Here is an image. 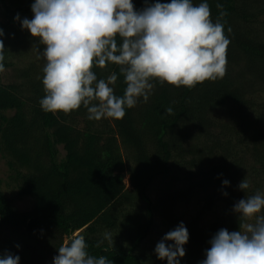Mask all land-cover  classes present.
<instances>
[{"label":"trees","instance_id":"trees-1","mask_svg":"<svg viewBox=\"0 0 264 264\" xmlns=\"http://www.w3.org/2000/svg\"><path fill=\"white\" fill-rule=\"evenodd\" d=\"M33 2L0 0L4 6L0 28L6 34L0 38L5 48L3 63L5 69H14L16 78L4 83L0 72V152L13 171L17 196L33 201L32 208L19 211L0 178V241L30 232L56 240L59 248L80 231L89 254L105 256L110 264H167V260L156 262L143 248L154 225L148 191L159 177L177 175L187 182L185 191L205 195L207 190L215 193L224 179L239 185L247 178L250 186L246 192L238 187L239 199L260 193L264 182V0H208L213 21L220 18L230 40L222 79L191 89L154 80L146 103L140 98L136 106L126 109L123 119L99 121L89 120L83 106L68 114L41 109L44 47L37 39L28 42L30 32L14 19L17 13L31 19ZM218 2L223 8H217ZM133 3L137 10L145 7V0ZM11 33L19 37L13 53L25 56L36 51L24 66L16 65L6 48ZM26 42L33 43L32 49ZM93 70L104 79L116 72L114 92L123 95L119 66ZM228 106L238 108L243 117L236 118L230 128L212 117L215 109ZM168 107L172 114H165ZM60 145L66 152L63 157ZM126 174L132 189L126 187ZM206 197L211 206L218 201L215 194ZM233 200L226 209L230 232L240 229ZM137 204L143 205V212H127L128 206ZM105 230L111 233L112 243L97 247ZM191 239L197 250L193 258L186 252L182 257L186 263L181 258V264H198L205 253L200 237Z\"/></svg>","mask_w":264,"mask_h":264},{"label":"clouds","instance_id":"clouds-1","mask_svg":"<svg viewBox=\"0 0 264 264\" xmlns=\"http://www.w3.org/2000/svg\"><path fill=\"white\" fill-rule=\"evenodd\" d=\"M216 6L223 8L219 2ZM31 10V19L21 18L19 13L14 19L44 45L45 95L39 103L46 113L68 114L83 106L91 121L120 120L140 98L148 101L154 80L191 89L226 74L230 40L220 18L213 21L208 0L198 5L193 0H145L141 10L133 0H34ZM5 35L0 28V38ZM4 49L0 39V72L5 69ZM108 65L119 66L125 84L122 96L114 92L116 72L104 79L93 70ZM164 112L172 114L173 109ZM222 184L228 186L230 181L224 179ZM249 186L247 178L238 185L245 192ZM233 210L239 217V231L218 230L199 264H264V194L247 195ZM189 237L186 225L180 222L156 244L157 258L181 264ZM105 241L112 243L110 232L103 234L97 247ZM58 253L53 264H110L105 256L89 254L81 234H73ZM20 261L9 250L0 254V264Z\"/></svg>","mask_w":264,"mask_h":264},{"label":"rangeland","instance_id":"rangeland-1","mask_svg":"<svg viewBox=\"0 0 264 264\" xmlns=\"http://www.w3.org/2000/svg\"><path fill=\"white\" fill-rule=\"evenodd\" d=\"M3 9L4 6L0 3V12L3 11ZM20 34L22 36L26 35V33ZM28 35V42L29 40L36 41L37 38L32 37L30 33ZM18 38V33L9 34L6 41V48L11 50L13 54L11 58L16 65L24 66V64L30 62V59L33 58L32 55L34 56L36 51L31 50L29 54L25 56L13 53L12 49H14V43ZM26 45L30 49L33 47V43L26 42ZM42 46L44 47V45ZM41 50L43 51V48H41ZM19 51L21 50H18L17 52ZM2 79L4 83L14 82L16 79L14 69L12 67L4 69L2 72ZM260 84L261 82H259L258 85L254 83V88L259 87ZM256 98L260 103L261 97L258 95ZM238 110V108L233 106H228L223 109L218 108L214 110L212 117L214 121L220 124H227L226 126L230 128L235 123L236 118L239 120L243 119L242 115L238 114ZM261 114L264 117V109L261 111ZM216 129L220 130L221 127L217 126ZM59 148L61 157H63L66 152L62 145H60ZM12 173L13 171L10 170L7 160L0 152V178L2 179V188L7 195L12 198L19 211L29 210L33 206V201L31 198L25 197L22 199L17 196V191L13 185ZM125 183L128 189L133 188L129 174L125 175ZM187 188V182L180 181L178 180L177 175L171 174L167 177H159L151 185L148 191L149 196L153 201L154 225L150 234L143 242V248L144 251L151 254L152 259L156 262L163 261L158 259L155 254L154 249L156 244L161 240L164 234L173 230L180 222H184L190 234L189 242L184 246L188 257L193 258L192 252H194L195 249L197 250L195 243L191 239L194 236L200 237V243L204 245L203 250L209 248L211 245L208 241L212 236L221 228L228 229L226 209L229 207L230 201L234 199V205L240 200L238 197V185L234 181H231L228 186L219 184L214 188L215 193H213V190H207L206 195L197 191L193 192V194L189 193L188 191H185ZM219 189H221V191ZM181 191L184 198L181 197ZM225 191L228 193L227 196L223 194ZM260 193L264 194V182L261 186ZM214 194L218 201H215L211 206L207 202L206 196ZM142 208L143 205L140 206L139 204L131 207L128 206L127 212L131 211V215H134L143 212V210H141ZM79 232L80 231L75 234H78ZM104 233L101 234L103 235ZM115 236H117V234H115ZM0 239H3V237L0 236ZM67 242L68 240L66 239L65 243ZM56 243V240L48 238L47 236L26 232L23 234L6 236L4 241H0V252L3 253L5 250H9L14 254L19 255L21 257L20 264H53L54 256L59 254ZM168 243L172 242L169 241ZM16 245H20V247L17 248ZM200 259L199 262L205 259V253L202 254ZM183 260V263H186L184 258H182V261Z\"/></svg>","mask_w":264,"mask_h":264},{"label":"water","instance_id":"water-1","mask_svg":"<svg viewBox=\"0 0 264 264\" xmlns=\"http://www.w3.org/2000/svg\"><path fill=\"white\" fill-rule=\"evenodd\" d=\"M1 219H2V216H1V214H0V221H1Z\"/></svg>","mask_w":264,"mask_h":264}]
</instances>
